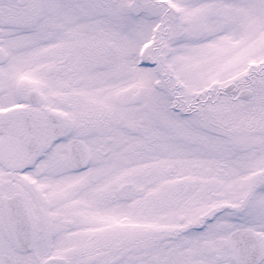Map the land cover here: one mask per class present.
<instances>
[{"label":"snow or ice","instance_id":"obj_1","mask_svg":"<svg viewBox=\"0 0 264 264\" xmlns=\"http://www.w3.org/2000/svg\"><path fill=\"white\" fill-rule=\"evenodd\" d=\"M0 264H264V0H0Z\"/></svg>","mask_w":264,"mask_h":264}]
</instances>
